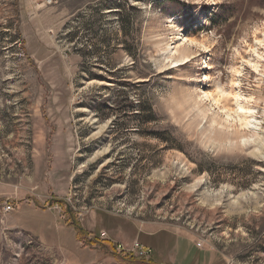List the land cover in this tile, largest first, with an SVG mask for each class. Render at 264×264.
<instances>
[{
  "label": "rangeland",
  "instance_id": "rangeland-1",
  "mask_svg": "<svg viewBox=\"0 0 264 264\" xmlns=\"http://www.w3.org/2000/svg\"><path fill=\"white\" fill-rule=\"evenodd\" d=\"M263 31L264 0H0V264H264ZM235 79L255 132L202 99Z\"/></svg>",
  "mask_w": 264,
  "mask_h": 264
},
{
  "label": "bare ground",
  "instance_id": "bare-ground-1",
  "mask_svg": "<svg viewBox=\"0 0 264 264\" xmlns=\"http://www.w3.org/2000/svg\"><path fill=\"white\" fill-rule=\"evenodd\" d=\"M210 2L213 0H209ZM182 43H187L189 45L188 48L181 50L182 47L176 46L173 47L172 50L170 51V57L168 59H173L174 56H177L176 59L171 60L172 63L176 64L178 62H181V65H186L188 62L191 61L190 54L188 52L190 51L191 47H196L200 46L202 48H206L205 45L198 41H194L191 39H188V37L183 36L182 37ZM264 45V31L261 33V36L257 38L254 42V44L250 47V50L252 51L253 55L256 56L257 59H262L261 55L258 53V47ZM246 64L251 65L256 72L259 70V64L257 62H252L249 59H246ZM180 64V63H179ZM178 64V65H179ZM241 72L239 70L234 71V78L239 76ZM236 77V78H237ZM205 79L207 78L206 76L204 77ZM238 79V78H237ZM235 79L234 85L236 88H233L229 93L221 89L220 87L216 86L214 93H210V91L204 90L202 93V99L207 101V102H212L218 110H221L222 113L224 114V119L221 118V122L225 125H230V122H234L237 119L239 128L243 129H251L254 132L258 129L257 125L254 124L255 119H254V110L252 107L248 105V101L246 99V103L240 104L239 99H241V95H239V91L237 90V85H238V80ZM200 102V101H199ZM205 115V112L202 111ZM221 113V114H222ZM211 123L212 124H218L216 118L212 117L211 118ZM235 123V122H234ZM222 125V124H221ZM239 131V130H238ZM237 133V132H236ZM251 137H245V142L250 141Z\"/></svg>",
  "mask_w": 264,
  "mask_h": 264
},
{
  "label": "built area",
  "instance_id": "built-area-1",
  "mask_svg": "<svg viewBox=\"0 0 264 264\" xmlns=\"http://www.w3.org/2000/svg\"><path fill=\"white\" fill-rule=\"evenodd\" d=\"M49 1H51V0H49ZM3 211H4L5 214L10 213V212H13V211H15V206L11 205L10 203H7V205H5ZM133 250L135 252H137L138 255H140V256L146 255L148 253V250L147 249L142 248V246H140L137 243L134 244Z\"/></svg>",
  "mask_w": 264,
  "mask_h": 264
},
{
  "label": "crops",
  "instance_id": "crops-1",
  "mask_svg": "<svg viewBox=\"0 0 264 264\" xmlns=\"http://www.w3.org/2000/svg\"><path fill=\"white\" fill-rule=\"evenodd\" d=\"M22 205H24V204H22ZM28 205V204H27ZM31 206V205H30ZM33 209H37L38 207H34V206H31ZM21 208H22V206H19L18 208H17V210L15 211V212H17V211H19V210H21ZM38 209H41V208H38ZM47 210V209H46ZM48 210H50V209H48ZM11 214V213H10ZM9 214V215H10ZM17 228V227H16ZM18 229V228H17ZM114 233H115V231H114ZM120 233V232H119Z\"/></svg>",
  "mask_w": 264,
  "mask_h": 264
}]
</instances>
